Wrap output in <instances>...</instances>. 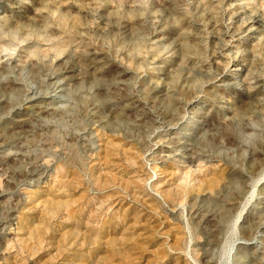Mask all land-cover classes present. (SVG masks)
Segmentation results:
<instances>
[{
  "label": "rangeland",
  "instance_id": "1",
  "mask_svg": "<svg viewBox=\"0 0 264 264\" xmlns=\"http://www.w3.org/2000/svg\"><path fill=\"white\" fill-rule=\"evenodd\" d=\"M0 264H264V0H0Z\"/></svg>",
  "mask_w": 264,
  "mask_h": 264
},
{
  "label": "bare ground",
  "instance_id": "2",
  "mask_svg": "<svg viewBox=\"0 0 264 264\" xmlns=\"http://www.w3.org/2000/svg\"><path fill=\"white\" fill-rule=\"evenodd\" d=\"M239 67H238V65L237 64H233L232 65V71L234 72V73H237V71H239ZM237 75V74H236ZM59 91H61V89L59 90Z\"/></svg>",
  "mask_w": 264,
  "mask_h": 264
}]
</instances>
